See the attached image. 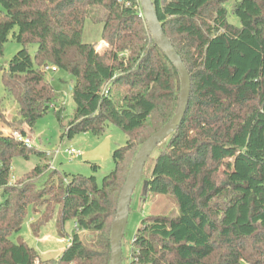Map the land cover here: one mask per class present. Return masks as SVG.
Wrapping results in <instances>:
<instances>
[{"label": "trees", "instance_id": "trees-1", "mask_svg": "<svg viewBox=\"0 0 264 264\" xmlns=\"http://www.w3.org/2000/svg\"><path fill=\"white\" fill-rule=\"evenodd\" d=\"M152 1L189 73L190 95L181 124L156 147L139 180L144 196L168 197L177 213L140 221L127 264H264V0L232 4L237 25L228 22V0ZM0 7V45L18 26L15 39L26 51L0 66L5 97L17 105L12 119L31 132L56 108L58 94L46 77L51 66L74 79L67 139L101 137L108 124L126 135L98 184L94 176L52 169L45 153L0 130V264H109L120 192L138 149L177 112L178 74L136 0H0ZM86 22L101 23L103 49L82 42ZM55 114L62 122L61 110ZM15 122L0 99V124ZM31 153L46 162L11 182L12 159ZM55 208L60 235L71 221L92 242L83 244L75 232L57 259L42 261L24 242L10 241L28 210L48 223Z\"/></svg>", "mask_w": 264, "mask_h": 264}, {"label": "rangeland", "instance_id": "rangeland-1", "mask_svg": "<svg viewBox=\"0 0 264 264\" xmlns=\"http://www.w3.org/2000/svg\"><path fill=\"white\" fill-rule=\"evenodd\" d=\"M139 3V0H136ZM240 0H228L226 5L228 12V22L237 25V18L230 12L232 4ZM101 12V10H100ZM5 15L4 10L0 7V18ZM101 19V18H100ZM101 23L100 25H91L85 23L82 42L91 44L96 43L97 49L105 47L101 41ZM19 27L11 26L5 33L6 41L0 45V66L7 67L13 59L24 54L26 51L23 46L17 42L15 37L18 35ZM35 45L31 44L27 52L32 54ZM51 68V66H49ZM47 80L53 86L58 94V103L55 109L50 108L46 115L40 118L32 128L31 132L24 124H18L12 118L16 117L17 105L5 97V91L0 76V99H2L3 109L6 113L7 121H13L15 127L10 128L4 124H0V130L4 135L13 138L15 134L27 137L30 140V146L39 149L46 154L48 163L51 168L66 175H81L84 177L94 176L98 184L105 175L113 168L112 152L126 144V135L116 126L108 124L105 133L101 137H96L91 133H79L73 138L67 139L64 136V130L70 122L73 112L74 103L70 93V88L74 83V79L65 71L57 70L51 72L47 70ZM61 110L62 122H59L55 111ZM64 137V143L61 145V138ZM14 139V138H13ZM60 147L61 150L72 148L78 150L80 156L71 157L64 152L55 154ZM55 156H54V154ZM157 154V150L153 156ZM39 156L31 153L27 158L15 157L11 162L10 181H17L24 174L34 169L36 166L43 164ZM96 166V170L93 166ZM43 180L37 186L40 188ZM51 201L52 196H49ZM1 200V199H0ZM59 208H55L53 218L48 223H43L31 215L30 210L22 221L21 229L18 233L12 234L9 239L13 243L18 241L24 242L27 246L33 248L42 261L54 260L69 245V241L73 233H77L79 240L83 244L88 245L93 238L89 231H79L73 222H67L63 227V234L57 231V218ZM177 208L174 202L168 197L163 196H144L142 189V181L134 189L129 209V217L124 230L122 255L123 263L127 264L129 259L130 246L133 236L140 225V221L148 216L157 215H176ZM33 227L37 229L34 231Z\"/></svg>", "mask_w": 264, "mask_h": 264}, {"label": "water", "instance_id": "water-1", "mask_svg": "<svg viewBox=\"0 0 264 264\" xmlns=\"http://www.w3.org/2000/svg\"><path fill=\"white\" fill-rule=\"evenodd\" d=\"M142 17L154 44L167 58L178 74L180 81V95L178 109L174 117L158 132L151 135L138 149L130 167L124 186L120 192L115 217L110 230V259L109 264H123L122 239L129 217L132 193L139 183L143 168L150 155L179 127L184 117L190 95V76L178 53L165 36L156 17L152 0H139Z\"/></svg>", "mask_w": 264, "mask_h": 264}, {"label": "built area", "instance_id": "built-area-1", "mask_svg": "<svg viewBox=\"0 0 264 264\" xmlns=\"http://www.w3.org/2000/svg\"><path fill=\"white\" fill-rule=\"evenodd\" d=\"M46 70H49V71H51V72H55L56 71V69L55 68H47ZM13 138L16 140V141H18V142H21V143H23L24 145H26V146H30V140L27 138V137H25V136H22V135H19V134H15L14 136H13ZM59 152H64V153H66L67 155H69V156H71V157H75V158H77L78 156H80V153L78 152V150H76V149H72V148H66V149H64V150H61L60 149V147L55 151V154L57 153H59ZM54 154V153H53ZM55 154H54V156H55Z\"/></svg>", "mask_w": 264, "mask_h": 264}, {"label": "crops", "instance_id": "crops-1", "mask_svg": "<svg viewBox=\"0 0 264 264\" xmlns=\"http://www.w3.org/2000/svg\"><path fill=\"white\" fill-rule=\"evenodd\" d=\"M63 138H64V137L61 138V141H62V142L60 143L61 145L64 143V139H63ZM12 182H14V181H12Z\"/></svg>", "mask_w": 264, "mask_h": 264}]
</instances>
